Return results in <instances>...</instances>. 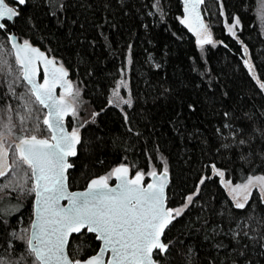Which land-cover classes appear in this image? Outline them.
Listing matches in <instances>:
<instances>
[{
  "label": "trees",
  "instance_id": "obj_1",
  "mask_svg": "<svg viewBox=\"0 0 264 264\" xmlns=\"http://www.w3.org/2000/svg\"><path fill=\"white\" fill-rule=\"evenodd\" d=\"M9 2L18 9L19 38L56 58L76 83L75 113L67 123L80 130L81 142L69 171L70 187L83 189L122 164L132 174L148 172L165 158L171 175L168 205L183 211L165 231L168 247L155 251L157 261L264 264V196L255 189L245 207L236 208L226 186L264 176V0H204L212 43L203 47L182 22L181 0ZM236 20L239 30L233 35L227 24ZM4 22L0 126L8 117L18 141L32 134L48 138L46 110L15 63L12 24ZM243 45L255 74L244 63ZM129 52L133 103L124 113L109 96ZM24 171L28 180L27 166ZM5 181L0 178V257L9 264H30L31 179L24 191L19 183L4 189ZM100 245L85 229L72 236L69 253L85 259Z\"/></svg>",
  "mask_w": 264,
  "mask_h": 264
},
{
  "label": "snow or ice",
  "instance_id": "obj_2",
  "mask_svg": "<svg viewBox=\"0 0 264 264\" xmlns=\"http://www.w3.org/2000/svg\"><path fill=\"white\" fill-rule=\"evenodd\" d=\"M14 2L24 5L26 0ZM202 3L203 0H185L188 16L182 21L188 23L196 33L201 47L212 43L211 34L197 10ZM17 15V11L0 0V30L7 27L4 20L13 21ZM236 24H239V20L228 29L233 35ZM10 39L15 49V63L23 79L31 86L32 96L39 105L48 109L43 124L51 132L50 139H41L36 135L20 138L15 145L16 157L11 165L8 162V149L0 140V177H4L11 168L26 165L30 179L34 181L27 189L36 197L32 233L26 239L28 253L34 257L30 264H154L153 251L164 252L168 247L161 242L165 228L183 211L165 207L167 169L159 177L155 171L150 172L154 182L143 187V173L137 172L134 179H128V168L121 165L108 176L91 180L85 191L70 192L66 173L73 165L68 163V157L76 155V145L80 141L77 130L70 133L65 130L63 119L70 111L75 113L67 97L74 99L79 93L73 92L71 83L65 79L67 72L62 67H55V61L47 59L28 41L17 45L14 37ZM38 62L44 64L43 83H37L36 79ZM245 63L248 64V61ZM249 70L252 71L251 65ZM57 84L64 89L59 98L54 95ZM260 87L264 89V83H260ZM217 175L223 176V173L217 172ZM110 176L120 181L115 188L108 185ZM229 185L230 182L226 184ZM252 188L264 192V176L249 177L245 184L230 188L233 199L237 200L236 208L245 207ZM21 191H24L23 187ZM241 195L243 203L238 199ZM191 199L189 196L188 201L191 202ZM62 200H66L67 204L62 205ZM85 229L96 234V238L102 241V247L97 255L83 262L72 261L66 253L68 238L72 233ZM108 252L110 258L105 261L104 256ZM0 264L9 262L0 257Z\"/></svg>",
  "mask_w": 264,
  "mask_h": 264
},
{
  "label": "water",
  "instance_id": "obj_3",
  "mask_svg": "<svg viewBox=\"0 0 264 264\" xmlns=\"http://www.w3.org/2000/svg\"><path fill=\"white\" fill-rule=\"evenodd\" d=\"M9 1H13V2H14V0H4L5 4H6L8 7H11V8H13L15 11L18 12V9L16 8V5L10 3ZM26 1H27V0H26ZM181 1H182V3H183V10H184V16H183L182 21H184L185 18H186V16H188V13L185 12V0H181ZM203 2H204V0H203ZM16 4H17V3H16ZM25 4H26V3H25ZM202 5H203V3L199 5V7H198L197 10H198V12H199V14H200V17H201L203 23L207 26V29H208V31L210 32V28H209V26H208V24H207V22H206V20H205V18H204V15H203ZM16 17H17V16H16ZM16 17L13 18V21H9V22L12 24V30H11V33H10V35H9V41H10L11 46H12L13 40L10 39V37H14V38H15V43H16L17 45H22V44L24 43V41H22V40L19 38L18 33H17V31H16V28H15V20H16ZM4 21H8V20H4ZM4 21H3V22H4ZM190 22H191V21H190ZM4 23H5V22H4ZM183 23H184V22H183ZM184 24L188 27V29H189L192 33H194V34L196 35V33H195L194 31H192L191 28L188 26V23H184ZM193 26H194V27L196 26L195 23H193ZM210 34H211V32H210ZM196 36H197V35H196ZM211 38H212V34H211ZM28 42H29V41H28ZM29 44H30L32 47L39 49L40 52L44 53V55H45V57H46L47 59L55 61V67H57V68L62 67V68L67 72V77H66L65 79H66L67 81H69V82L71 83L72 87H73V84H72V82H71V78H70V76H69V72H68L67 68H66L63 64L59 63L58 60H57L56 58L50 56L45 50L41 49L40 47H38V46L32 44L31 42H29ZM12 48H13V47H12ZM245 48L247 49V52H245ZM13 50H14V53H15V49H13ZM243 55H244V57H245L244 63H245V61H248V64L245 63V65L249 68V65H250V64H253V61H252V57H251V54H250V50H249V48H248L246 45H243ZM50 67H51V66H50ZM37 69H38V75H37V78H36V79H37V83H43V81H44V64H43L42 62H38V63H37ZM42 73H43V78L41 77V74H42ZM25 82L27 83V81H25ZM27 84H28V83H27ZM28 85H29V84H28ZM29 86H30V85H29ZM30 87H31V86H30ZM60 88H61L60 85L57 84L56 87H55V90H54V95H55L56 97H58V98L60 97V95H59V93H58V91H59ZM62 90L64 91L63 88H62ZM67 99H69V100L72 102V100H71L69 97H67ZM72 105H73V107L75 108V104H74V102H72ZM45 109H46V108H45ZM47 112H48V109H46V115H47ZM71 113H72V112L70 111L69 114L66 115V116L64 117V119H63V125H64V128H65V130H66L67 132H69V133L73 131V130H70V129H69L68 124H67V118H68V116H69ZM77 131H78V133H79V141L81 142V133H80L79 130H77ZM38 138H39V137H38ZM50 138H51V137H50ZM50 138H48V139H50ZM41 139H43V138H41ZM0 140L3 141L4 147H6V148L8 149V162H9V164L11 165V150L7 147L6 143L4 142V140H3L2 138H0ZM80 142L76 145V153H77V151H78V147H79ZM18 143H19V141L17 142V144H18ZM73 157H74V156H70V157H68V163H70V164H72V165H73V163H72V159H73ZM122 165L128 168V174H127L128 179H134L135 176H136V174L132 176L131 173H130V168H129V166H127V165H125V164H122ZM120 166H121V165H118V166H116L115 168L120 167ZM115 168H114V169H115ZM70 169H71V168H69V169L67 170V173H66V175H67L68 190H69L70 192H83V191H85V190L88 188V185H89V183H90L91 180H93V179H97V178H99V177H101V176H107V175H101V176H98V177H94V178H92V179L88 182L87 186H86L85 188H83V189H72V188L70 187V184H69V171H70ZM164 170H165V169H163V170H161V171H158V170H157V171H155V172L157 173V176L159 177V176L164 172ZM0 178H1V177H0ZM153 182H154V178H153L151 175H149L148 180L146 181V177H145V175L143 174V180L141 181V184H142L143 187H147L148 184H151V183H153ZM170 182H171V175H170V171L167 170V178H166V181H165V187H164L165 207H166V208H170V209H172V208L168 205V200H167V198H168V187H169V185H170ZM119 183H120V181L117 180L115 176H112V181H110V180L108 179V185H109V187H111V188H115ZM35 200H36V197L34 198L33 220L35 219ZM61 204H62V205H66V204H67V201H66V200H62V201H61ZM33 220H32V221H33ZM173 220H174V219H173ZM173 220H172V221H173ZM170 224H171V223H170ZM170 224H169V225H170ZM169 225H168V226H169ZM168 226H167V228H168ZM167 228H165L164 233H163L162 236H161V242L164 243V244H165V242H164V234H165V231L167 230ZM83 231H84V230H82L81 232H83ZM81 232H80V233H81ZM31 233H32V222H31V226H30L29 236L31 235ZM80 233H72V234L69 236V238H68V244H67V246H66V253L68 254L70 260H72V261L80 260V261L83 262V261L87 260L88 258H90V257H92V256H94V255H97V254L99 253V250H100V248L102 247V241H100V242H101V245H100V248L98 249V251H97L96 253H94V254L88 256V257L85 258V259H73V258L71 257V255H70V253H69V244H70V240H71V238H72L73 235H75V234H80ZM94 234H95V233H94ZM95 235H96V234H95ZM155 251H156V250L153 251V261H154V264H160V263L157 261L156 257H155ZM109 258H110V252L105 253V256H104L105 261H107Z\"/></svg>",
  "mask_w": 264,
  "mask_h": 264
},
{
  "label": "rangeland",
  "instance_id": "obj_4",
  "mask_svg": "<svg viewBox=\"0 0 264 264\" xmlns=\"http://www.w3.org/2000/svg\"><path fill=\"white\" fill-rule=\"evenodd\" d=\"M263 9V7H262ZM261 17H263V12H260ZM233 24H235V22L233 23H228L227 24V28L229 29V27H231ZM239 25L236 24V26L234 27L233 31L235 32V34L238 32L239 30ZM229 31V30H228ZM253 74H255V69L253 64H250ZM130 67H131V56H130V52L127 55L126 58V63L125 66L122 68L121 70V75L118 78V80L116 81L114 87L111 89V93L109 96V102L112 105L117 106L118 108H120L124 113H126V107L131 106L133 103V96L131 93V87H130ZM123 82V83H121ZM73 84H74V88H75V81L73 80ZM118 92V96L116 95V93ZM125 101H130V103H125ZM14 127H15V123L13 122L12 119L6 117L4 118V121L2 122L1 126H0V138H2L4 140V142L6 143L7 147L11 150V164L13 163V160L16 157V150H15V145L18 142V139L14 136ZM35 135V134H32ZM29 136V135H27ZM160 167L158 166H154L152 165L149 169L148 172H144V174L146 176L149 175L150 172L153 171H161L163 169H168V164H167V160L165 158H161L160 159ZM24 169H26L25 165H20L19 167H15V168H11L10 172L7 173L4 176V179L6 180L4 183H2V186L4 189H6V186H17L18 183L20 185V187H23L24 190L26 188V184L28 185L29 179L25 180V171ZM112 172V171H111ZM30 174V172H29ZM258 176H263V175H257V176H252V177H258ZM111 177V176H110ZM34 183V181L31 180V186ZM245 184V183H244ZM236 185L239 184H231L228 186V190L230 192V188L231 187H235ZM259 190V188H252L250 189V193H252L254 190ZM260 191V190H259ZM262 195L264 196V192H261ZM230 194H232L230 192ZM251 195V194H250ZM249 195V197H250ZM233 196V194H232ZM239 202H244L243 200V196L241 195L239 198ZM30 232V230H29Z\"/></svg>",
  "mask_w": 264,
  "mask_h": 264
},
{
  "label": "flooded vegetation",
  "instance_id": "obj_5",
  "mask_svg": "<svg viewBox=\"0 0 264 264\" xmlns=\"http://www.w3.org/2000/svg\"><path fill=\"white\" fill-rule=\"evenodd\" d=\"M59 63H60V62H59ZM61 64H62V63H61ZM69 76H70V75H69ZM41 77L43 78V73L41 74ZM72 90H73V92H74V87H72ZM58 93H59L60 96L63 95L64 91L62 90V88L59 89ZM69 98H70V99L72 100V102H74V104H75L74 99H73L72 97H69ZM71 114H73V113H71ZM71 114H70V115H71ZM70 115H69V116H70ZM69 116H68V117H69ZM67 120H68V118H67ZM67 124H68V123H67ZM68 127H69V126H68ZM69 129H70V130H74V129L70 128V127H69ZM75 130H78V129H75ZM50 137H51V135H50ZM50 137H48V138H50ZM48 138H47V139H48Z\"/></svg>",
  "mask_w": 264,
  "mask_h": 264
},
{
  "label": "bare ground",
  "instance_id": "obj_6",
  "mask_svg": "<svg viewBox=\"0 0 264 264\" xmlns=\"http://www.w3.org/2000/svg\"><path fill=\"white\" fill-rule=\"evenodd\" d=\"M11 33V32H10ZM10 35V34H9ZM10 42V41H9ZM74 158V157H73ZM126 165V164H125ZM128 166V165H127ZM130 168V167H129ZM130 173L132 174V171H131V169H130ZM132 175H134V174H132Z\"/></svg>",
  "mask_w": 264,
  "mask_h": 264
}]
</instances>
